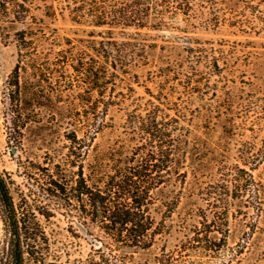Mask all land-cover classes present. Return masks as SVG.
Segmentation results:
<instances>
[{
    "label": "rangeland",
    "instance_id": "374dc122",
    "mask_svg": "<svg viewBox=\"0 0 264 264\" xmlns=\"http://www.w3.org/2000/svg\"><path fill=\"white\" fill-rule=\"evenodd\" d=\"M146 1L150 5L144 13L163 18V25L116 28L112 34L119 41H132L131 74L109 83L110 125L91 140V146H117L127 112L144 110L138 107L151 98L158 102L150 92L164 102L163 110H181L192 143L205 152L201 167L218 170L213 163L219 157L220 163L238 164L253 175L246 181L247 191L236 200L240 219L231 224L230 249L204 259V264H264V2ZM186 2L192 3L188 7ZM65 4L66 0H0V168L8 177L16 206L27 212L31 226H35L31 217L35 212L41 227L35 255L41 260L28 259L27 264L86 258L99 243L97 237L104 238L93 223L82 222L76 199L67 202L51 190V178H60V168H68L72 184L78 176L75 155L71 160L76 163H69L66 132L77 130L82 136L85 128H95L92 111L98 93L87 80L76 77L71 84L61 75L64 70L73 73L71 66L57 67L42 58L55 56L70 41L84 47L111 35L108 26L76 22ZM21 49L37 58L21 68V90L35 88L43 98L52 96L60 108L42 104L12 111L10 92L16 88L11 85L12 75L22 59ZM185 169L188 176L180 187L179 206L170 214L164 206L154 207L156 220H164L167 229L150 250L136 253L142 261L163 249H176L184 238L182 219L192 206L207 205L191 164ZM210 176L204 184L210 183ZM255 182L260 183L259 192ZM208 183L205 192L211 189ZM198 219L194 216L191 221ZM8 237L0 206V254Z\"/></svg>",
    "mask_w": 264,
    "mask_h": 264
},
{
    "label": "trees",
    "instance_id": "16d2710c",
    "mask_svg": "<svg viewBox=\"0 0 264 264\" xmlns=\"http://www.w3.org/2000/svg\"><path fill=\"white\" fill-rule=\"evenodd\" d=\"M66 1L65 6L76 22L108 26L111 35L109 39L91 42L84 47L70 41L68 47L56 50L55 56L42 58L57 67L71 66L73 73L64 70L61 75L71 84L76 77L87 80L98 93L92 111L95 128H85L82 136L77 130L66 132L70 141L69 163H76L71 160L75 155L79 161L78 176L72 184L68 168H60L57 171L60 178H51V190L53 194L63 195L67 202L76 199L82 222L93 223L103 232L104 238L97 237L99 243L95 244L88 257L54 264H204V259L221 256L230 249L228 237L231 224L240 219V209L235 208L236 200L247 191L246 181L253 175L238 164L226 166L220 163L219 157L213 163L218 170L201 167L205 152L192 143L191 129L184 124L185 116L181 110H163L164 102L150 92L158 102L151 98L146 106L138 107H144V110L127 112L122 139L117 146L92 147L90 143L110 125L107 118L109 110L106 108L109 83L120 75L131 74L128 51L132 41H119L112 34L116 28L161 25L163 18H152L144 13L145 7L150 5L146 0ZM190 3L185 5L189 7ZM22 39L24 41V37ZM20 53L22 59L12 75L14 82L11 85L16 86L10 92L12 111L19 112L42 104L52 109L60 108L52 96L43 98L35 88L27 92L21 90V68L27 67L29 59L37 61V58L28 56L22 49ZM197 156L198 162H195ZM259 162L260 158L256 164ZM190 164L195 171L201 197L207 205L192 206L182 219L180 224L185 230L184 238L176 249H163L152 258L138 259L136 253L150 250L158 235L167 229L164 220H156L153 210L161 205L170 214L179 206L183 196L181 188L188 176L185 168ZM208 175H211L210 183L205 180L204 184L203 179H207ZM207 183L211 189L205 192ZM255 184L259 192L260 183ZM259 205L262 211V203L259 202ZM0 206L9 235L1 250L0 264H27L28 259L40 261L35 256L41 237L37 215L31 213L36 221L35 226H31L27 212L16 206L8 177L1 168ZM194 216L199 217L196 222L191 221Z\"/></svg>",
    "mask_w": 264,
    "mask_h": 264
}]
</instances>
